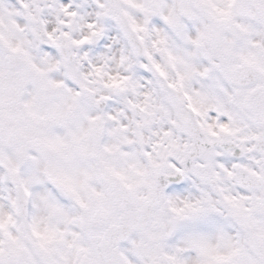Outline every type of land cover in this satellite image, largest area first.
Segmentation results:
<instances>
[{
  "label": "snow or ice",
  "instance_id": "1",
  "mask_svg": "<svg viewBox=\"0 0 264 264\" xmlns=\"http://www.w3.org/2000/svg\"><path fill=\"white\" fill-rule=\"evenodd\" d=\"M0 264H264V0H0Z\"/></svg>",
  "mask_w": 264,
  "mask_h": 264
}]
</instances>
